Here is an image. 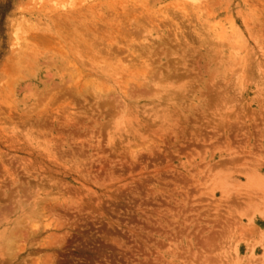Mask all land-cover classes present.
Here are the masks:
<instances>
[{
    "label": "rangeland",
    "instance_id": "374dc122",
    "mask_svg": "<svg viewBox=\"0 0 264 264\" xmlns=\"http://www.w3.org/2000/svg\"><path fill=\"white\" fill-rule=\"evenodd\" d=\"M263 204L264 0H0V264H264Z\"/></svg>",
    "mask_w": 264,
    "mask_h": 264
},
{
    "label": "bare ground",
    "instance_id": "6f19581e",
    "mask_svg": "<svg viewBox=\"0 0 264 264\" xmlns=\"http://www.w3.org/2000/svg\"><path fill=\"white\" fill-rule=\"evenodd\" d=\"M213 25H214L213 27H218V25H216V24H213ZM232 28H233V27H232ZM113 73H114V72H113ZM248 174H249V173H248ZM250 174L253 175L254 172H253V173H250ZM226 183H227V181H226ZM256 194H257V193H256ZM252 196H253V195H252ZM252 198H253V197H252ZM252 198H251V200H254V199H252ZM249 201H250V200H249ZM249 201H248V202H249ZM260 201L263 202V200H261V199H260ZM253 202H256V201H253ZM253 202H251V203H253ZM246 203H247V202H246ZM247 204H249V203H247ZM254 204H255V203H254ZM254 204H253V205H254ZM255 205H256V204H255ZM263 205H264V204H263ZM263 205H262V206H263ZM249 206H250V204H249ZM256 207H257V206H256ZM252 209H253V208H252ZM248 210H249V209H248ZM251 212H252V210H251Z\"/></svg>",
    "mask_w": 264,
    "mask_h": 264
}]
</instances>
